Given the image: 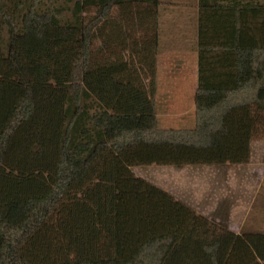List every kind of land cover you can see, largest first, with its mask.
Returning a JSON list of instances; mask_svg holds the SVG:
<instances>
[{
  "label": "trees",
  "instance_id": "16d2710c",
  "mask_svg": "<svg viewBox=\"0 0 264 264\" xmlns=\"http://www.w3.org/2000/svg\"><path fill=\"white\" fill-rule=\"evenodd\" d=\"M162 1L0 0V264H264V218L235 233L132 171L250 161L264 0H196L194 124L168 129Z\"/></svg>",
  "mask_w": 264,
  "mask_h": 264
},
{
  "label": "rangeland",
  "instance_id": "374dc122",
  "mask_svg": "<svg viewBox=\"0 0 264 264\" xmlns=\"http://www.w3.org/2000/svg\"><path fill=\"white\" fill-rule=\"evenodd\" d=\"M171 2L174 6L179 4V7L185 6L188 10H196L195 0H171ZM174 11L176 12L175 9ZM180 57L179 64L183 63L186 66V70L194 74L195 57L191 54L181 55ZM175 96L178 97L176 93ZM185 96V105L187 106L185 108H179L177 102H172L168 103L171 104V110H167L169 105H165L164 109L162 104L164 102H160L161 109H158L160 121H171L170 124L175 123L190 127L192 125V111L189 105L192 93L188 92L183 97ZM168 97L173 98L174 96L168 95ZM172 104L175 105L174 109H172ZM262 157V143L256 142L253 147L252 160L246 166L217 167L200 165L176 168L173 166L152 165L136 166L132 168V171L137 176L168 191L177 199L193 207L196 211L210 218L220 219V222L226 224L231 231L238 233L239 227L242 224L240 220V217H242L241 213H243L245 207H248L256 186L263 179L264 172L262 170L264 169V162ZM221 195L224 196L221 197ZM262 199L263 197L261 201ZM261 201H257V209L261 207ZM224 202L233 203L236 206L232 207L230 205L227 208ZM222 203L225 204L224 207ZM228 209L232 213H228ZM237 213L239 214L237 215ZM232 218H236V220H230ZM261 225L264 227V224L260 223Z\"/></svg>",
  "mask_w": 264,
  "mask_h": 264
},
{
  "label": "crops",
  "instance_id": "0c3cea01",
  "mask_svg": "<svg viewBox=\"0 0 264 264\" xmlns=\"http://www.w3.org/2000/svg\"><path fill=\"white\" fill-rule=\"evenodd\" d=\"M163 4L160 8V17H159V44L158 48L155 51L156 55V69L154 74V100L156 105V115L158 121V127L160 129H168V128H187L185 125H177L175 123L160 121L158 109H161V103L164 102L163 108L165 109V105H169L167 110H171L172 102H177L179 108L187 107L185 104L184 94L188 92L192 93L191 101L189 108L191 112V122L194 124L195 114H194V105L193 98L194 93L197 87V43H196V11L197 10H188L185 6L179 7V4L174 6L171 0H163ZM196 2V0H195ZM187 5V4H186ZM176 10V12L174 11ZM193 55L195 57V69L193 70L194 74L189 73L186 70V66L180 63L181 55ZM180 57V59H179ZM192 72V71H191ZM190 80V81H189ZM194 80V81H193ZM175 93L178 97L175 96ZM161 95V96H160ZM168 95L174 96L173 98H169ZM189 98V96H187ZM173 108L175 105L172 104ZM170 120V119H169ZM164 122V124H163ZM191 125V126H192ZM190 126V127H191ZM256 142L262 143L263 149V157L264 158V138H257L252 141L250 144V153L251 158L247 164H225L219 165L217 167H241L248 165L252 160L253 155V147ZM264 162V161H263ZM162 170V169H161ZM264 172V169L262 170ZM263 179L260 180L258 185L256 186L255 192L252 195V200L249 203L248 207L244 208L243 213H241L242 217L240 220L243 222L249 220H262L264 218V174ZM163 189V188H162ZM224 195H221V197ZM263 197L262 201L261 198ZM255 201V202H254ZM257 201H261V207L256 208ZM228 206L235 207L236 205L233 203H226ZM224 203L222 206L224 207ZM260 204V203H259ZM258 204V206H259ZM228 213H232L231 210H227ZM226 211V212H227ZM235 213V212H234ZM239 213H237L238 215ZM205 215V214H204ZM249 215V216H248ZM207 216V215H205ZM208 217V216H207ZM220 222V219L210 218ZM229 220V219H228ZM230 220H236V218H232ZM226 221V219H225ZM242 225V224H241ZM240 225V227H241ZM239 227V229H240Z\"/></svg>",
  "mask_w": 264,
  "mask_h": 264
}]
</instances>
